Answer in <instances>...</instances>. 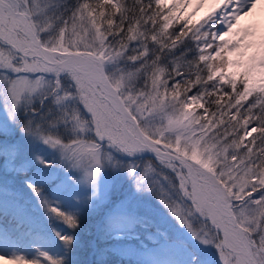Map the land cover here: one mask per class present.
<instances>
[{"label":"snow or ice","instance_id":"snow-or-ice-1","mask_svg":"<svg viewBox=\"0 0 264 264\" xmlns=\"http://www.w3.org/2000/svg\"><path fill=\"white\" fill-rule=\"evenodd\" d=\"M262 2L0 0V69L18 74L9 85L13 110L48 84L19 75L28 73L55 74V104L74 105L51 124L71 130L68 142L39 125L21 132L60 150L92 186L105 142L130 157L151 152L169 171L152 161L129 165L138 192L151 193L214 249L217 264H264V20L242 25ZM56 180L28 187L47 204L41 188ZM49 211L79 227L77 217ZM161 235L171 246L182 243ZM60 239L72 246V237ZM0 264L40 261L0 255Z\"/></svg>","mask_w":264,"mask_h":264},{"label":"rangeland","instance_id":"rangeland-1","mask_svg":"<svg viewBox=\"0 0 264 264\" xmlns=\"http://www.w3.org/2000/svg\"><path fill=\"white\" fill-rule=\"evenodd\" d=\"M210 7L206 6L200 16ZM259 20H264V2L242 25ZM19 75L31 80L43 76L48 84L36 95L25 96L19 108L13 110L9 85L18 74L0 69V255H21L27 249L35 257L31 260L40 264H51L44 254L63 264H192L193 256H199L201 264H217L214 249H206L193 239L155 196L136 190L128 175L129 165L143 168L152 161L158 170L169 171L154 155L130 157L105 142L100 174L92 186L85 181L83 170L72 168L60 150L21 132L23 126L35 130L39 125L45 133L59 132L68 142L73 138L71 130L63 125L53 129L51 124L63 107L71 111L74 105L55 104L50 95L55 88V74ZM61 79L64 89L71 91V77L62 74ZM47 106V115L36 120L33 115ZM87 138L95 141V133H88ZM37 157L53 167L46 168ZM50 175L57 180L41 188L45 204L28 184L41 185ZM49 206L77 217L79 227L70 228L49 211ZM102 219L105 225L100 227ZM161 233L182 243L171 246ZM61 236L72 237V246L68 247Z\"/></svg>","mask_w":264,"mask_h":264},{"label":"trees","instance_id":"trees-1","mask_svg":"<svg viewBox=\"0 0 264 264\" xmlns=\"http://www.w3.org/2000/svg\"><path fill=\"white\" fill-rule=\"evenodd\" d=\"M50 106H52V105H50ZM47 109H49L48 106L44 107L43 109H41L38 112V114H34L33 117L36 120H38L39 118L45 117L47 115ZM104 225H105V221L102 220L100 223V227H103ZM21 255L24 256L28 260H31V258H35L34 255L32 254V252H29L27 249H24Z\"/></svg>","mask_w":264,"mask_h":264},{"label":"water","instance_id":"water-1","mask_svg":"<svg viewBox=\"0 0 264 264\" xmlns=\"http://www.w3.org/2000/svg\"><path fill=\"white\" fill-rule=\"evenodd\" d=\"M147 154H152L151 152H144V153H140V155H147ZM154 155V154H152Z\"/></svg>","mask_w":264,"mask_h":264},{"label":"bare ground","instance_id":"bare-ground-1","mask_svg":"<svg viewBox=\"0 0 264 264\" xmlns=\"http://www.w3.org/2000/svg\"><path fill=\"white\" fill-rule=\"evenodd\" d=\"M247 20H248V18L245 19V21H247Z\"/></svg>","mask_w":264,"mask_h":264}]
</instances>
